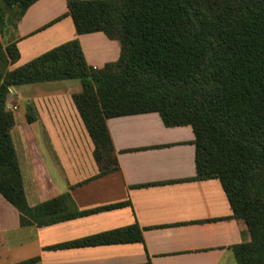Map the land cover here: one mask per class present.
Masks as SVG:
<instances>
[{"label": "trees", "instance_id": "16d2710c", "mask_svg": "<svg viewBox=\"0 0 264 264\" xmlns=\"http://www.w3.org/2000/svg\"><path fill=\"white\" fill-rule=\"evenodd\" d=\"M37 1L0 0V192L18 209L21 225L131 205L81 211L70 193L36 206L27 201L10 134L14 115L6 109L11 87L79 79L82 91L73 97L99 168L84 182L120 170L109 118L158 112L168 127L191 125L192 179L220 180L232 217L245 220L251 236L231 247L238 264H264V0H67L63 16L72 17L77 33L102 31L119 41V59L95 68L74 39L11 69L20 51L2 36ZM26 117L29 123L37 119L31 105ZM91 242L144 243L143 229L136 222Z\"/></svg>", "mask_w": 264, "mask_h": 264}, {"label": "crops", "instance_id": "0c3cea01", "mask_svg": "<svg viewBox=\"0 0 264 264\" xmlns=\"http://www.w3.org/2000/svg\"><path fill=\"white\" fill-rule=\"evenodd\" d=\"M67 0H38L19 20L20 67L78 39L89 65L102 68L120 57V43L104 32L78 34ZM63 16L62 18H60ZM60 18V19H58ZM34 89V92H26ZM79 79L11 87L6 109L14 115L12 142L30 206L70 193L79 210L130 201L45 226H22L18 209L0 192V264H238L233 245L251 239L219 179L196 176L191 125L168 127L158 112L109 118L107 126L120 170L99 172L95 143L73 95ZM31 105L37 119L27 121ZM83 182V183H81ZM141 185V186H139ZM138 223L144 243H98L91 239Z\"/></svg>", "mask_w": 264, "mask_h": 264}, {"label": "rangeland", "instance_id": "374dc122", "mask_svg": "<svg viewBox=\"0 0 264 264\" xmlns=\"http://www.w3.org/2000/svg\"><path fill=\"white\" fill-rule=\"evenodd\" d=\"M8 32H6L5 31V33L3 34V36H2V40H3V42H5L6 43V41L8 40V35L9 34H12V33H14L15 32V30H14V28L11 26V27H9L8 28ZM34 92V89H32V90H30V91H28V92H26L27 94H31V93H33Z\"/></svg>", "mask_w": 264, "mask_h": 264}]
</instances>
